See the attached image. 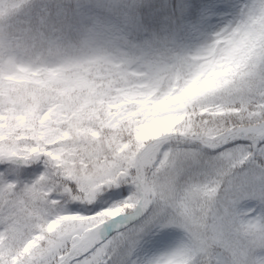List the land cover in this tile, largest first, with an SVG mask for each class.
I'll return each instance as SVG.
<instances>
[{
  "label": "snow or ice",
  "instance_id": "snow-or-ice-1",
  "mask_svg": "<svg viewBox=\"0 0 264 264\" xmlns=\"http://www.w3.org/2000/svg\"><path fill=\"white\" fill-rule=\"evenodd\" d=\"M142 7L0 0V264H264V0Z\"/></svg>",
  "mask_w": 264,
  "mask_h": 264
},
{
  "label": "trees",
  "instance_id": "trees-1",
  "mask_svg": "<svg viewBox=\"0 0 264 264\" xmlns=\"http://www.w3.org/2000/svg\"><path fill=\"white\" fill-rule=\"evenodd\" d=\"M217 0H143L144 7L141 13L148 19L156 22V26L166 24L170 29L176 27L175 31L179 34L186 31L193 24L199 23L203 18V13L214 7ZM228 2L231 0H222ZM41 2L64 5L67 8H75L77 0H41ZM108 0H101L100 3H107ZM84 5H94L91 0H79ZM180 6L179 10L177 6ZM85 11L90 14L103 15L102 10L93 7H86ZM167 18V19H165ZM157 249H150L145 245L140 254H151Z\"/></svg>",
  "mask_w": 264,
  "mask_h": 264
},
{
  "label": "rangeland",
  "instance_id": "rangeland-1",
  "mask_svg": "<svg viewBox=\"0 0 264 264\" xmlns=\"http://www.w3.org/2000/svg\"><path fill=\"white\" fill-rule=\"evenodd\" d=\"M91 1L93 4L101 2V0ZM251 2L252 0H231L228 2L217 0L214 2L213 8L203 13V18L199 23L189 26L186 31L178 36L188 45L195 47L202 42L206 31L223 26V23L227 19H231L240 6ZM173 29H176V27Z\"/></svg>",
  "mask_w": 264,
  "mask_h": 264
}]
</instances>
